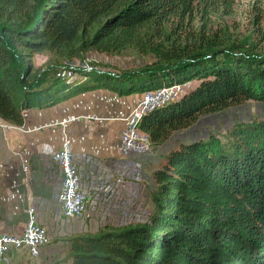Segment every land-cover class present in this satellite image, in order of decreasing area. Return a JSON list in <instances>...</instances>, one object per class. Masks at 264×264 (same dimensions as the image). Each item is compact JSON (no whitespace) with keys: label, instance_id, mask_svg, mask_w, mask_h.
Listing matches in <instances>:
<instances>
[{"label":"trees","instance_id":"16d2710c","mask_svg":"<svg viewBox=\"0 0 264 264\" xmlns=\"http://www.w3.org/2000/svg\"><path fill=\"white\" fill-rule=\"evenodd\" d=\"M206 0H0V120L107 90L119 97L198 84L146 111L138 127L163 145L200 116L249 101L264 104V53L228 43L188 48L176 28ZM132 48L154 61L111 73L71 69L95 51ZM52 57L33 71L36 54ZM72 70L82 81L56 73ZM144 223L105 226L64 241L70 264H264V120L236 123L220 137L180 143L152 173Z\"/></svg>","mask_w":264,"mask_h":264},{"label":"rangeland","instance_id":"374dc122","mask_svg":"<svg viewBox=\"0 0 264 264\" xmlns=\"http://www.w3.org/2000/svg\"><path fill=\"white\" fill-rule=\"evenodd\" d=\"M176 25V22L170 23L167 30H170L172 37L176 38V42L188 48L196 49L205 46L206 43H214L221 47L233 43L237 46L248 47L254 53H264V0H206L197 6L189 20L183 21L178 25L179 28H176ZM51 57L52 55L47 52L34 56L35 65L33 64L31 78ZM52 60L55 63H62V59L56 57H52ZM154 60L152 55L142 54L129 48L118 55L90 51L72 62L89 61L91 68L120 73L138 70ZM82 79L78 78V82ZM197 84L198 82L194 81L178 89L173 88V92L169 91V94L172 98L173 96L178 97ZM156 92L147 93L154 95ZM147 93L137 97V101H143ZM251 120H264V104L249 101L215 113L202 115L190 128L175 132L163 145H150V149L145 155L130 160L141 164L140 172L129 173V169H127L129 161L119 165L112 160H101L90 155L81 158L84 169L83 184L85 183L86 189L89 188L92 193L87 215L82 219V222L80 220L66 221L70 225H76L78 227L76 231H65L61 236H52L51 243L47 246H51V249L43 251L41 257L39 256L40 259H29L25 264H70V262L64 261L67 252L66 243L54 240L83 234L84 231L89 230L88 220L104 213L100 207L106 209L107 213H116L118 225L144 223L152 209L148 194L151 192L153 184L152 177L150 179L149 176L152 171L154 172L156 168L160 167L170 151L180 143L205 138L210 134L223 137L234 124ZM85 158L89 161L85 162L83 160ZM120 170L122 172L119 174ZM118 177H122L124 199H107L112 196L113 186L109 187V185L112 181H117Z\"/></svg>","mask_w":264,"mask_h":264},{"label":"crops","instance_id":"0c3cea01","mask_svg":"<svg viewBox=\"0 0 264 264\" xmlns=\"http://www.w3.org/2000/svg\"><path fill=\"white\" fill-rule=\"evenodd\" d=\"M139 96L143 94L119 97L114 92L99 89L51 108L25 111L20 127L0 120V125H9L7 130L0 129V232H22L29 206L35 209L37 221L52 236L76 231L78 227L66 222L56 201L61 181L50 156L69 140L79 166H82L81 158L87 155L119 165L136 159L119 154L118 138L130 114L141 103L136 99ZM23 163L28 166L27 173L22 172ZM121 183L122 177L112 181L109 185L113 186L112 196L107 199H124ZM86 190L90 192L89 188ZM88 224L89 230L84 233L92 235L105 226H126L118 225L116 213L105 210L91 217ZM46 249L51 246L43 248L40 257ZM8 257L10 264H25L32 259L26 250L11 251ZM0 264L3 263L0 261Z\"/></svg>","mask_w":264,"mask_h":264},{"label":"built area","instance_id":"2783aa9c","mask_svg":"<svg viewBox=\"0 0 264 264\" xmlns=\"http://www.w3.org/2000/svg\"><path fill=\"white\" fill-rule=\"evenodd\" d=\"M71 69L89 71L92 68L89 61H76L71 64ZM56 78L72 82L78 81V78H82V76L72 70H62L56 73ZM167 90H159L154 95L147 93L143 101L132 111L118 138L120 155L137 157L145 155L149 151V137L138 127V122L146 111L172 98ZM8 128L9 125H0L1 130ZM50 159L60 174L61 184L56 201L62 217L66 220L84 219L88 213L89 199L92 193L88 192L83 184V164L82 166L78 165L70 141L65 140L63 147L54 152ZM83 160L89 161L87 158ZM140 168L141 164L137 161H129L127 164L129 173L140 172ZM21 169L23 173L29 171L27 164L24 163L21 165ZM93 188L96 190L95 187ZM100 210L106 211L103 207H100ZM26 215L27 220L22 232L17 234L0 232V261L3 264H10L8 255L11 251L26 250L32 259H38L41 250L51 243L52 234L37 221L35 209L31 206L27 207Z\"/></svg>","mask_w":264,"mask_h":264},{"label":"bare ground","instance_id":"6f19581e","mask_svg":"<svg viewBox=\"0 0 264 264\" xmlns=\"http://www.w3.org/2000/svg\"><path fill=\"white\" fill-rule=\"evenodd\" d=\"M174 89H178V88H180V87H173ZM173 88H170V89H168L167 91L169 92V91H172V90H174Z\"/></svg>","mask_w":264,"mask_h":264}]
</instances>
